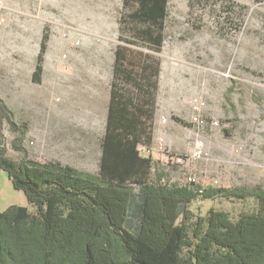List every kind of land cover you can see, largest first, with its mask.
<instances>
[{"label": "rangeland", "instance_id": "1", "mask_svg": "<svg viewBox=\"0 0 264 264\" xmlns=\"http://www.w3.org/2000/svg\"><path fill=\"white\" fill-rule=\"evenodd\" d=\"M164 25L160 51L140 40L130 45L161 62L149 156L173 183L264 189V0H169ZM138 27L123 0H4L0 146L6 155L98 172L115 49L136 39ZM44 33L48 49L37 83L32 74ZM199 100L202 127L193 121ZM196 141L204 157L179 163ZM14 204L35 210L1 170L0 211ZM259 208L250 195L190 200L179 219L186 230L182 255L191 256L212 210L237 222Z\"/></svg>", "mask_w": 264, "mask_h": 264}, {"label": "trees", "instance_id": "2", "mask_svg": "<svg viewBox=\"0 0 264 264\" xmlns=\"http://www.w3.org/2000/svg\"><path fill=\"white\" fill-rule=\"evenodd\" d=\"M123 2L139 27L133 30L137 40L115 49L98 172L59 160H14L0 146V171L35 207L0 211V264H264V189L173 183L141 151L154 139L161 62L130 45L140 40L160 51L169 0ZM48 40L44 33L32 74L37 83ZM246 195L259 200L257 212L233 222L212 210L191 256L182 255L186 230L179 219L190 200Z\"/></svg>", "mask_w": 264, "mask_h": 264}, {"label": "built area", "instance_id": "3", "mask_svg": "<svg viewBox=\"0 0 264 264\" xmlns=\"http://www.w3.org/2000/svg\"><path fill=\"white\" fill-rule=\"evenodd\" d=\"M4 7V0H0V12L2 11ZM205 103L203 101H196L194 105L195 109V116L193 117V121L196 125L202 127L206 124V120L201 115V110L203 109V106ZM166 121V118H164ZM215 124H217V121H215ZM150 148L145 147V151L143 152L144 155H149ZM205 155V148L204 144L201 141H196L195 145L192 147L189 155L187 157H179L177 160L179 163L185 162L186 160H197L203 158ZM191 181H195L194 178L190 177Z\"/></svg>", "mask_w": 264, "mask_h": 264}, {"label": "crops", "instance_id": "4", "mask_svg": "<svg viewBox=\"0 0 264 264\" xmlns=\"http://www.w3.org/2000/svg\"><path fill=\"white\" fill-rule=\"evenodd\" d=\"M107 99H108V105H109V100H110V92H109V94H108V98H107ZM108 105H107V112H108ZM158 111L160 112V109H158ZM159 114H160V113H158V114H157V117H158V115H159Z\"/></svg>", "mask_w": 264, "mask_h": 264}]
</instances>
